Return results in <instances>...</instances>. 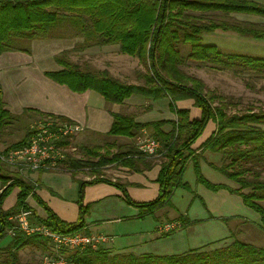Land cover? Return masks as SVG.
<instances>
[{"label":"trees","instance_id":"trees-1","mask_svg":"<svg viewBox=\"0 0 264 264\" xmlns=\"http://www.w3.org/2000/svg\"><path fill=\"white\" fill-rule=\"evenodd\" d=\"M206 12L243 13L264 17V6L246 0H0V55L6 52L21 51L30 53V44L34 40L49 39L53 30L68 25L73 33H82L94 45H119L120 52L138 58L148 71L143 87L123 83L112 77L108 71H89L78 64L68 61L69 51L56 56V62L62 67L58 72L45 73L47 77L60 85H66L76 93L92 90L100 94L110 104H123L134 95L150 98L154 101L167 98L170 110L176 115V121H156L136 123L133 116L114 114L109 135L131 137L134 131L143 128L152 130V136L160 145V154L164 159L157 178L160 195L148 203H136L130 199L124 188V200L139 210V219L165 208H172V197L178 188L189 190L183 181L189 160L194 163L197 181L207 189L218 192L226 190L241 197L248 208L261 216L264 231V112L253 110L245 114L228 113L225 100L215 105V98L206 91L205 84L181 70L185 61L212 63L223 69L241 66L264 75V58L246 55H228L214 45L202 42V34L217 27L206 24L203 14ZM229 29L254 38L264 39V28L247 25H233ZM189 47L183 56L180 47ZM193 100L200 109V119L191 120L187 109L178 110L176 103ZM33 112V110H26ZM42 118H56L62 122L69 120L51 114L38 112ZM20 116L11 114L3 102L0 87V136L5 127L18 121ZM209 122L216 124L215 132L203 144V148L221 154L223 165L213 168L225 178L234 181L239 189L224 184H213L205 179L201 172L199 158L192 153V145L203 134ZM171 125L168 133L161 128ZM29 128L25 137L12 147L23 145L29 137ZM69 145V142L64 143ZM94 150V149H93ZM88 153L95 155L92 149ZM130 154L113 155L107 162L123 161ZM193 155V156H192ZM105 160L99 165L107 164ZM71 167L79 164L68 159ZM97 164V165H98ZM0 180L3 186L0 192V241L6 236L5 230L11 226L9 217L22 211L32 210L28 198L33 196L48 213L45 223L60 232H75L85 227L84 216L87 208L80 202V218L76 223L61 221L34 193V187L21 179L16 173L8 172L0 165ZM108 182L95 178L89 184ZM80 184V196L83 186ZM14 188L19 189L15 206L3 210L6 198ZM250 190L248 193L243 191ZM33 211V210H32ZM34 213V211H33ZM35 214V213H34ZM181 227L193 225L186 217L180 216ZM231 218L223 219L228 222ZM45 240L26 237L20 233L3 248L5 255L0 264H21L19 251L25 246H41ZM103 249H88L74 258L85 264H264V247L233 240L232 243L217 249L208 247L189 251L179 255L141 256L120 255L109 257Z\"/></svg>","mask_w":264,"mask_h":264},{"label":"crops","instance_id":"crops-1","mask_svg":"<svg viewBox=\"0 0 264 264\" xmlns=\"http://www.w3.org/2000/svg\"><path fill=\"white\" fill-rule=\"evenodd\" d=\"M246 1L264 6V0ZM203 15V20L207 24L222 27L204 32L202 42L206 45H214L222 53L228 55H241L235 54L234 49L231 48L230 44L232 41L235 42L234 39L251 37L229 29L230 26L261 27L255 21L259 17L256 15L222 12H206ZM223 40H226L222 43L225 44L224 46L219 43ZM64 51H71L73 55L78 54L76 63L82 68L89 67L90 71H110L111 75L110 66L113 62H128L129 59L135 58L122 54L119 45L98 46L91 43L90 40L88 43L87 37L82 33L34 40L30 44V53L21 51L3 53L0 55V73H8L6 80L8 89L2 80H0V87L5 107L11 114L22 117L29 109L33 110V112H28L31 118L41 117L38 112L65 118L83 127V138L94 140V143L103 139L108 141L118 139L117 149L123 153L132 154L131 156L137 154L135 152L137 138H153V131L143 128L134 131L130 138L109 136L114 114L133 115L135 122L139 124L162 120L176 121V115L170 110V101L167 98L148 101L143 96L134 95L123 104H110L95 91L76 93L66 85L56 83L45 73L58 72L62 69L55 58ZM94 52L99 54L93 57L92 53ZM113 77L117 78V74H114ZM175 105L178 110H189L191 120L200 119L201 111L195 106L193 100L178 101ZM141 108L145 109L141 110ZM171 129V125H166L161 128V131L168 133ZM215 130L216 124L209 122L191 149L193 155L199 158L200 168L205 179L211 183L216 180L215 184H225L224 180L218 182L220 176L213 168V166L220 167L222 165L221 154L203 148V144ZM133 139L134 141L131 142ZM128 141L131 143L129 144ZM163 160L161 155L131 157L129 163L121 165L111 179L104 178L108 181L107 183L96 184L88 183L94 177L90 178L81 173L72 175L71 172L60 171L22 175L16 170L13 171L21 179L31 184L34 187V193L49 210L65 223H76L79 220L81 202L87 208V213L84 216V231L90 235H102L109 238L108 243L101 247L110 254L109 257L129 254L135 256L144 254L179 255L205 247L221 248L226 246L223 244L229 241L232 243L234 239L231 238V228L228 226L231 220L224 222L223 219L226 218L214 212L209 215L202 207L200 200L193 195L197 180L192 160H189L183 177V181L191 188L192 193L182 188L176 189L172 197V204L176 207V211L169 208V210L161 211H166L165 213L157 212L154 216H147L141 219L143 221H140L139 210L125 202L121 187L136 203L154 201L160 195L157 178ZM81 183H88L83 186L82 196H80ZM18 193L19 189L14 188L4 201V211L11 210L15 206ZM11 196L14 197V200L7 203ZM178 198L181 204L179 207L176 206ZM28 204L34 211L37 220L48 218V213L43 205H40L33 196L28 198ZM180 216H186L193 225L180 227L170 234H162L158 231V225L166 223V219L179 222L177 219ZM31 247L41 250L39 246ZM49 248L51 249L50 246Z\"/></svg>","mask_w":264,"mask_h":264},{"label":"rangeland","instance_id":"rangeland-1","mask_svg":"<svg viewBox=\"0 0 264 264\" xmlns=\"http://www.w3.org/2000/svg\"><path fill=\"white\" fill-rule=\"evenodd\" d=\"M251 15L254 16L253 14ZM255 21L258 23V25L264 28L263 16H259L257 19H255ZM70 34H72V32L66 24H64L62 27L56 28L52 32V35L54 36H63ZM234 40L235 42L230 41V45L231 48L234 49L235 54L246 55L254 58H264V39L254 37H241ZM223 42H226V40L219 42L220 45L224 46L225 44H222ZM232 43L235 45H233ZM180 49L182 51L183 56H186L189 52V47L181 46ZM97 54L99 53L94 52L92 53V56L94 57ZM77 55L78 54L73 55L70 51L67 55L68 61L73 64H78L76 63L78 62ZM129 60L130 61L128 62H113L110 66L112 75L114 76V74H117V78H114L123 83L140 87L145 86V75L147 74L148 69L143 66L137 58ZM84 69H87L89 71L91 70V68L89 67H86ZM181 70L187 75L192 76L193 78L200 79L205 84L206 91H208L216 99L214 103L215 105H218L220 104V101L225 100V104H228V113H237L242 115L249 110H253L257 113L264 112L263 74L241 66L227 67L223 69L222 67L215 66L212 63H199L187 60L185 61V64L181 67ZM7 79L8 73H0V80H2V82L6 85V89H8L6 82ZM147 99L148 101L151 100L150 98ZM144 109L145 108H141V110ZM45 119L59 120L56 118H31L29 117L28 112H25V115L20 117L18 121H15L11 125L5 127L3 133L0 136V147H11L13 144L19 142L25 137L30 125ZM261 128L264 129V126H261ZM82 133L83 132L77 134L73 138L66 141L69 142L68 149H66L67 158L65 162L66 164H64L61 171L71 172L72 175H77L81 173L89 176L90 178L94 177V179L100 177H102L103 179H111L112 176L116 174V172H118V168L123 165V161H111L109 163L106 160H109L113 155L127 153H123L120 149H117L118 139H113L112 141L103 139L98 140V142L94 143V140L83 138ZM133 141L134 139L131 142ZM128 142L129 144L131 143L130 141ZM87 149H92V152H94L95 155H91L90 153H88ZM135 152H138L137 146L135 147ZM69 158L74 161H77L79 164H77L76 167H71L68 163ZM126 158L127 156H123L122 159ZM101 160H105L107 164L99 165L98 163ZM7 170L8 172H10V174L15 173V171H13L14 169L12 168H7ZM217 174L220 176L218 182H222L221 180H224V183L227 186L233 189H239V185L237 183L228 180L218 171ZM194 175L196 177L195 171ZM214 181L215 182H212L213 184L217 182L216 180ZM0 184L2 188L4 184L1 180ZM187 191L192 193L191 188H189V190ZM218 192H213L207 189L205 186H203L197 181V184L195 186V192L193 195L198 200H200L202 207L209 215H211L210 213L213 214L214 212L217 215L220 214L224 216L225 218H231V221H229L230 223H228V226L231 228V238L244 243L253 244L257 247H264V231L261 225V216L254 210L245 206L241 197L230 194L226 190H223V192H221L220 190V193ZM243 192L248 193L250 192V190H245ZM13 200L14 197L11 196L7 200V203L12 202ZM176 202V206L179 207L181 205L179 198L176 199ZM162 210H169V208L165 207L157 212H161ZM173 210L176 211V207H174ZM177 220H180L179 217ZM140 221L143 220L140 219ZM165 221L166 223L172 222V220L169 219H166ZM12 240L13 239H11V237L5 236L0 241V261L5 257L2 252V249L8 247ZM230 242L231 241L224 243L223 245H227ZM39 247L41 248V250L34 249L30 245L23 247L19 251L20 263L42 264L43 256L49 252L50 248L47 242H44ZM64 254L68 257L75 256V253L70 250L64 251ZM106 255L109 256L110 254L107 253Z\"/></svg>","mask_w":264,"mask_h":264},{"label":"built area","instance_id":"built-area-1","mask_svg":"<svg viewBox=\"0 0 264 264\" xmlns=\"http://www.w3.org/2000/svg\"><path fill=\"white\" fill-rule=\"evenodd\" d=\"M80 124L45 119L29 126V137L19 147H0V165L16 170L19 174L60 172L66 164V141L83 131ZM138 152L134 156L156 157L161 155L160 143L151 137L137 138ZM134 156H127L131 158ZM11 226L5 235L15 238L18 233L26 237L45 240L51 249L43 256L42 264H85L74 257H68L64 251L70 250L82 254L88 249L98 250L107 244V236L87 234L84 229L75 232L55 231L45 223L37 221L32 210H25L9 217ZM181 227L179 222L159 225L158 231L170 234Z\"/></svg>","mask_w":264,"mask_h":264}]
</instances>
